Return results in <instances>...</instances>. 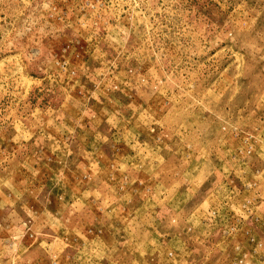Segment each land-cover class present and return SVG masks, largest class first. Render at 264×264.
I'll use <instances>...</instances> for the list:
<instances>
[{
    "label": "rangeland",
    "instance_id": "1",
    "mask_svg": "<svg viewBox=\"0 0 264 264\" xmlns=\"http://www.w3.org/2000/svg\"><path fill=\"white\" fill-rule=\"evenodd\" d=\"M0 264H264V0H0Z\"/></svg>",
    "mask_w": 264,
    "mask_h": 264
}]
</instances>
